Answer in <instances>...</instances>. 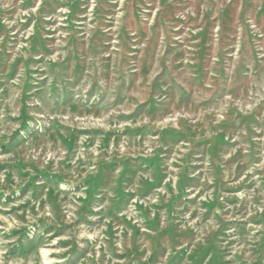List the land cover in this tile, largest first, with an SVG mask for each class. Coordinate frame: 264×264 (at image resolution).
I'll return each instance as SVG.
<instances>
[{
    "label": "rangeland",
    "instance_id": "1",
    "mask_svg": "<svg viewBox=\"0 0 264 264\" xmlns=\"http://www.w3.org/2000/svg\"><path fill=\"white\" fill-rule=\"evenodd\" d=\"M0 264H264V0H0Z\"/></svg>",
    "mask_w": 264,
    "mask_h": 264
}]
</instances>
